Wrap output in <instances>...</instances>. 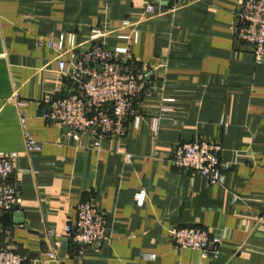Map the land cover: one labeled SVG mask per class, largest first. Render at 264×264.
Segmentation results:
<instances>
[{
	"label": "crops",
	"instance_id": "1",
	"mask_svg": "<svg viewBox=\"0 0 264 264\" xmlns=\"http://www.w3.org/2000/svg\"><path fill=\"white\" fill-rule=\"evenodd\" d=\"M238 4L162 0L148 14L145 0H0V155L19 154L13 180L22 198L18 213L0 217L2 247L24 264H264V61L231 31ZM95 29L108 32L100 39L108 48L129 46L155 87L136 103L127 135L100 146L91 131L76 140L47 120L67 80L58 52L38 45L75 33L72 59L91 47ZM26 133L40 151H27ZM196 139L222 145L231 164L224 184L173 166L174 147ZM90 196L108 220L99 249L62 236ZM187 224L228 232L217 257L171 242L169 230ZM56 240L62 261L48 255Z\"/></svg>",
	"mask_w": 264,
	"mask_h": 264
},
{
	"label": "built area",
	"instance_id": "2",
	"mask_svg": "<svg viewBox=\"0 0 264 264\" xmlns=\"http://www.w3.org/2000/svg\"><path fill=\"white\" fill-rule=\"evenodd\" d=\"M162 0H145L148 14L154 13L156 5ZM123 28H131L135 42L138 30L129 20ZM231 31L238 41L245 44L253 53L256 61H264V0H239L231 22ZM103 29H95L89 42L88 50L78 52L69 59L67 54L76 52L80 45L75 33H62L48 42L38 41L39 46L46 44L58 52L56 60L59 72L67 80L66 87L60 88L53 95L46 118L50 122L60 123L69 129V135L79 140L91 131L100 146L105 137L124 138L128 132V121L136 103L151 97L154 85L151 74L141 66L132 54L129 46L110 49L100 39L107 35ZM132 35L121 36L130 39ZM168 101V99H163ZM24 106V102H20ZM140 117H135L139 126ZM226 125L225 122H223ZM153 129H158V119H154ZM28 152L40 151L43 145L29 133L25 135ZM219 143L202 139L185 141L177 144L172 152L171 161L175 168L182 171H198L210 185H222L225 173L231 164L223 163ZM16 152L0 155V217L5 213H18L22 204L20 191L13 177ZM147 192L135 195L137 201L146 199ZM107 215L90 196L77 205L76 223L67 225L62 236L75 244L99 249L107 239ZM49 237L57 238L55 231L48 232ZM171 242L179 248L193 249L205 256L217 257L221 246L228 239V232L210 229L195 224L173 227L169 230ZM1 237V231H0ZM58 240L48 253L51 259L62 261ZM154 254H145L146 259H155ZM25 257L12 248L0 245V264H24Z\"/></svg>",
	"mask_w": 264,
	"mask_h": 264
}]
</instances>
